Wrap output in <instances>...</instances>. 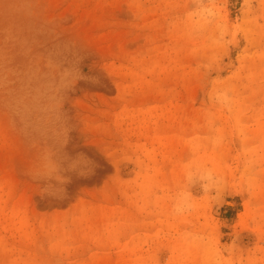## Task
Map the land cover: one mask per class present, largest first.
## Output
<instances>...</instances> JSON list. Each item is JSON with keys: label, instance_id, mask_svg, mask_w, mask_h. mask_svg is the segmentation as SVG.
Segmentation results:
<instances>
[{"label": "rangeland", "instance_id": "rangeland-1", "mask_svg": "<svg viewBox=\"0 0 264 264\" xmlns=\"http://www.w3.org/2000/svg\"><path fill=\"white\" fill-rule=\"evenodd\" d=\"M0 264H264V0H0Z\"/></svg>", "mask_w": 264, "mask_h": 264}]
</instances>
